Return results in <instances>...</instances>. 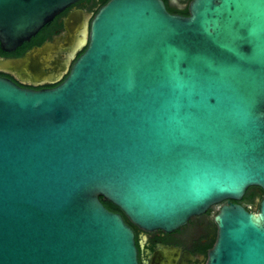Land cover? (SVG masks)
I'll return each instance as SVG.
<instances>
[{"label":"water","instance_id":"water-1","mask_svg":"<svg viewBox=\"0 0 264 264\" xmlns=\"http://www.w3.org/2000/svg\"><path fill=\"white\" fill-rule=\"evenodd\" d=\"M77 1L0 0L1 49ZM64 25L0 59L59 83L0 77V264H139L133 229L101 198L146 230L219 206L208 264H264V197L258 212L237 203L264 193V0H192L189 16L109 0Z\"/></svg>","mask_w":264,"mask_h":264},{"label":"flooded vegetation","instance_id":"flooded-vegetation-1","mask_svg":"<svg viewBox=\"0 0 264 264\" xmlns=\"http://www.w3.org/2000/svg\"><path fill=\"white\" fill-rule=\"evenodd\" d=\"M164 1L172 14L189 16V6L192 0ZM104 5L102 0H80L71 4L29 42H25L16 50L6 52L1 49L0 45V59H17L33 47L53 42L56 38L65 35L64 22L68 16L78 12H82L84 17L88 14L95 15ZM186 11L188 14L185 13ZM82 53L83 51L78 53L77 57ZM59 55L62 56L63 62L67 61L65 52H59ZM50 65H53V62ZM0 77L11 80L23 88L34 90L54 88L59 84H50L45 81L26 82L17 75V72L9 71H0ZM249 191L250 189L246 195ZM259 191L264 197L263 191L261 189ZM239 202L238 204L245 207L244 198ZM218 212L219 206H213L206 213L192 217L185 225L173 231L146 230L131 222L128 223L135 234L139 264H208L210 253L218 239V226L214 220Z\"/></svg>","mask_w":264,"mask_h":264},{"label":"trees","instance_id":"trees-1","mask_svg":"<svg viewBox=\"0 0 264 264\" xmlns=\"http://www.w3.org/2000/svg\"><path fill=\"white\" fill-rule=\"evenodd\" d=\"M102 1L105 4L108 2V0H102ZM185 13L188 14V11H186ZM258 191H259V188H250L248 195H246L244 197L245 208L250 212H258L259 211V208L257 210H255V208H254V200L257 197V195L259 194ZM101 199H102L103 204L105 205V207L107 209H109L110 211L115 212V213H121L123 215L125 221L127 223H130L128 218L123 214V212L118 207H116L111 202H109L103 198H101ZM233 202H235V201H233ZM226 203H229V201H225L223 204H226ZM237 203H240V202H237Z\"/></svg>","mask_w":264,"mask_h":264},{"label":"rangeland","instance_id":"rangeland-1","mask_svg":"<svg viewBox=\"0 0 264 264\" xmlns=\"http://www.w3.org/2000/svg\"><path fill=\"white\" fill-rule=\"evenodd\" d=\"M258 192H259V194L257 195V197L254 200V208H255V210H257L260 207V203H261V201L263 199V194L260 191H258Z\"/></svg>","mask_w":264,"mask_h":264}]
</instances>
